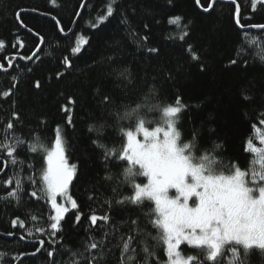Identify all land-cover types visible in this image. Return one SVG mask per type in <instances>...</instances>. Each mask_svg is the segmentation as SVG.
I'll use <instances>...</instances> for the list:
<instances>
[{
	"label": "trees",
	"instance_id": "obj_1",
	"mask_svg": "<svg viewBox=\"0 0 264 264\" xmlns=\"http://www.w3.org/2000/svg\"><path fill=\"white\" fill-rule=\"evenodd\" d=\"M106 3L107 0H56L53 5L51 0H0V41L5 43L0 50V64L4 66L0 69V138L11 122L14 127L8 134L15 133L26 141L17 153L25 161L24 165L4 167L0 159V196L15 186L4 183L14 171L20 172L24 180L22 206L0 200V252L6 253L3 264H70L68 252L48 257L47 252L53 247L50 231L28 236L25 230L11 226V220L20 216L26 219L28 228L47 229L48 217L53 215L50 203L29 195L38 187L39 174L46 161L43 153L29 151L27 142L34 134H39L41 142L50 147L57 126L67 140L69 163L77 165L69 194L77 201L78 208H71L65 214L62 231L55 237V248L83 250L91 238L104 239V232L108 231L106 247L111 251L102 264H121L117 245L120 235L127 234L123 221L138 218L147 232L156 234L143 214L147 205L113 207L109 223L91 224L92 214L109 213L104 200L112 196L111 188L125 166L113 160L106 167L103 151L92 143L98 137L96 132L89 131V125L101 116L97 100L93 99L95 88L101 89V96L107 94L115 98L116 105L134 104L140 93L152 87L158 90L161 101L174 102L179 97L187 106L179 124L183 140H190L195 130L200 150L211 148L212 141L221 143L218 152L225 164L236 162L241 169L247 168L251 159L246 141L252 138L256 144L264 133V48L245 47L241 55L237 54L243 36L250 33L264 37V29H241L235 22L238 3L242 24H264V0H260L255 9L253 0H236V3L200 0L199 5L196 0H117L114 15L98 27H91L89 22L95 23L97 16L105 13ZM209 3L212 8L203 11ZM17 13H20L19 20ZM177 15L182 21L179 25H170L169 18ZM125 16L131 28L121 23ZM52 17L60 21L59 26ZM59 27L65 29L63 34ZM184 31L189 34L181 41L179 36ZM37 32L44 36L43 43L35 35ZM137 34L147 36V47L157 48L158 53L149 54L140 47L142 41L134 39ZM79 36L87 38L89 43L73 56L71 48ZM38 45L40 51L31 60L20 58L32 55ZM189 45L198 60L191 59ZM64 56L71 60L72 68H65ZM234 59L237 62L232 64ZM114 67H126L132 73L127 96L123 85L116 87ZM57 73L63 75L58 79ZM37 80L41 83L39 89L35 87ZM242 89L250 100L243 99ZM4 92L10 95L5 97ZM69 97L76 100L75 105H69L72 124L67 122L68 113L61 110ZM14 113L19 120L14 118ZM149 118L154 122L160 120L156 112L150 113ZM107 123L112 127H107L100 139L109 147L115 145L119 149L125 142L119 131L127 129L129 122L118 124L108 119ZM108 169L114 174L111 181L105 179ZM29 176L37 180V185L27 179ZM138 179L145 182L142 177ZM130 191L124 187L122 194H130ZM77 214L81 216L79 223L75 220ZM30 215H36L37 221L26 218ZM113 225L120 229L115 238L111 234ZM9 232L12 235H8ZM41 239L45 242L43 247L39 243ZM147 243L155 242L147 239ZM37 248L40 251L37 252ZM184 251L192 250L184 246ZM14 256L17 259H13ZM241 258L245 264H264V252L259 249L251 250L247 257L242 254ZM165 259L160 254V260Z\"/></svg>",
	"mask_w": 264,
	"mask_h": 264
},
{
	"label": "snow or ice",
	"instance_id": "obj_2",
	"mask_svg": "<svg viewBox=\"0 0 264 264\" xmlns=\"http://www.w3.org/2000/svg\"><path fill=\"white\" fill-rule=\"evenodd\" d=\"M258 2L260 0H253V9ZM51 3L55 5L56 0H51ZM116 3L117 0H107L105 13L98 15L95 23L90 21V26L98 27L111 18L115 13ZM196 3L199 5L200 0H196ZM233 3H236V0H233ZM212 6V3H209L203 11L208 12ZM83 7L84 5L81 4V8ZM16 16L19 20L20 13ZM52 19L58 26L60 25L56 17ZM182 19L181 16H173L169 18L168 23L179 25ZM235 22L241 29L245 27L264 29V24L247 26L242 24L238 3L235 9ZM121 23L131 28L126 16ZM144 27L147 29L148 25L145 24ZM59 31L63 34L65 29L59 27ZM188 34L184 31L179 39L183 41ZM35 35L41 43L44 42V36L38 32ZM134 39L142 41L140 47L145 48L147 53H158L157 48L147 47V36L140 37L137 34ZM88 43L87 38L79 36L75 46L71 48L72 55L79 54L83 46ZM257 45L264 48V37L252 36L249 33L242 37L237 54L241 55L245 47L256 48ZM4 47L5 43L0 41V50ZM39 51L38 45L32 55L20 58L31 60ZM188 52L191 54V59H199L192 45L188 46ZM236 62L235 59L231 61L232 64ZM11 63L12 61L9 60V67ZM63 64L65 68L73 67L67 56L63 57ZM3 68L4 66L0 64V69ZM201 70L203 71V66ZM112 73L115 74L116 87L123 85L127 96L126 89L132 83V73L126 67H114ZM62 75L63 73H57V78ZM35 87L37 89L41 87L39 80L35 82ZM3 95L7 97L10 92H4ZM242 96L244 100L251 99L249 95L244 94L243 89ZM93 99L97 100L101 116L96 123L89 125V131L96 132L98 137L92 143L103 151L106 167L107 163L113 160L122 162L125 166L111 188L112 196L104 200L109 213L101 216L92 214L91 224L96 226L98 221L109 223L110 211L113 207L129 204L143 208L147 205V210L143 214L147 218V224L151 225L156 233L153 235L147 232L146 227L139 224L138 218L123 221L122 223L127 227V234L120 235L117 245L121 264H133V262L135 264H245L241 258L242 254L247 257L253 249L264 252V133L260 134L256 144L253 143L252 138L246 141V151L251 154V159L248 167L241 169L236 162L225 164L218 152L222 148L221 143L212 141L211 148L200 150L198 132L195 130L190 140H183L179 124L181 114L187 106L179 97L174 102L161 101L158 90L152 87L140 93L139 99L134 104L116 105L115 98L107 94L101 96V89L97 87L93 90ZM75 104L76 100L69 97L67 104L61 108L63 112L68 113V124L73 122L69 105ZM153 112L159 114L158 122L149 118L150 113ZM13 116L19 120L17 114L14 113ZM108 119H114L118 124L122 121L129 122L127 129L121 128L119 131V135L125 139L119 149L115 145L109 147L100 139L104 130L112 127L107 123ZM154 123L155 126H152ZM13 127L9 122L5 134L0 138V159L4 167L11 165L16 168L25 163L17 153L26 141L15 133L8 134ZM27 144L29 151L43 153L46 161V168H43L39 174V185L29 195L36 199H46L54 214L48 217L47 229L28 228L26 219L20 216L11 220L12 228L23 229L28 236L50 231V243L53 247L47 252L49 258L68 252L70 264H84L85 261L86 264H102L111 251L106 247L108 231L104 232V239L91 238V242L87 243L83 250L55 248V237L62 231L61 222L69 211L66 205H70L72 209L78 208L77 201L69 194V185L76 176L77 165L68 161L67 140L59 126L56 129L53 146L49 147L41 142L39 134H34L33 139ZM21 171H23L22 167ZM113 176L111 169H108L105 179L111 181ZM141 177L145 182H140L138 178ZM27 179L33 185L38 183L33 176ZM4 183L6 186L13 184L15 186L5 195L0 196V200L14 201L18 207L22 206L24 180L20 172L14 171ZM124 187L131 190L130 194H122ZM58 198L63 203H58ZM26 218L32 222L38 219L36 215ZM80 219L81 216L77 214L76 223H79ZM117 232H120V229L113 225L111 233L113 238ZM8 235L12 233L9 232ZM147 239L155 243L150 245ZM39 243L43 247L45 242L41 239ZM184 246L192 251L185 252ZM36 251L40 249L37 248ZM160 254L166 259L161 261ZM5 255L6 253L0 252V264H3ZM13 259L17 257L14 256Z\"/></svg>",
	"mask_w": 264,
	"mask_h": 264
},
{
	"label": "rangeland",
	"instance_id": "obj_3",
	"mask_svg": "<svg viewBox=\"0 0 264 264\" xmlns=\"http://www.w3.org/2000/svg\"><path fill=\"white\" fill-rule=\"evenodd\" d=\"M55 141V140H54ZM54 145V142H53V144L51 145V146H53ZM50 146V147H51ZM45 168H46V164H45ZM58 203H63V201L62 200H60V198H58ZM68 208H69V210L71 209V206L70 205H66ZM53 214H54V212H53Z\"/></svg>",
	"mask_w": 264,
	"mask_h": 264
}]
</instances>
